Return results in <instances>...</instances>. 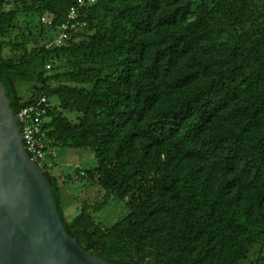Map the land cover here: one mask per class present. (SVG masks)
Instances as JSON below:
<instances>
[{
  "label": "trees",
  "instance_id": "obj_1",
  "mask_svg": "<svg viewBox=\"0 0 264 264\" xmlns=\"http://www.w3.org/2000/svg\"><path fill=\"white\" fill-rule=\"evenodd\" d=\"M64 1L59 24L76 0ZM98 1L80 10L79 19L85 25L74 32L91 29L90 21ZM166 1V4L171 3V0ZM161 5L162 0H141L122 8L123 15L139 30V35L133 32L129 38L118 40L115 36H93L90 44L80 47L123 58V69L116 82L98 95L96 121L82 123L78 130L56 137L48 127H58L62 120L53 118L50 110L44 124L47 137L55 146L57 143L71 147L94 145L99 153L115 151L116 163L101 179L106 193L127 186L139 176L135 206L126 224H116L99 235L88 227L67 222L59 205L58 181L46 171L44 176L66 233L81 248L101 257L97 251L104 243H132L126 259L101 257L109 264H151L139 250L145 236L139 229L144 224L148 227L152 216L163 211L165 206L171 207V213L178 220L165 264H203L215 248V238L223 242L225 257L234 264L246 259L257 239L264 241V221L254 215L251 205L240 206L238 196L232 192L234 185L228 178L237 172L246 186L254 188L257 202L264 201V123L260 119L264 90L245 96L239 88L228 85L230 77L236 76L234 59L209 79L198 80L199 70L194 66L197 61L191 52L208 31L206 0H202L198 18L184 33L169 32L163 26L175 24L186 13L187 5L165 8ZM2 6L3 0H0V20ZM155 26H162L163 30L156 32L154 41L151 30ZM2 46L0 40V81L6 90L9 107L16 114L36 100L39 89L34 87L26 100L18 96L11 72L19 68L3 58ZM249 55L263 60L264 45L251 44ZM183 56L185 58L179 60ZM224 87L226 95L222 93ZM222 115L223 120L218 124L216 119ZM139 138L142 142L136 153ZM158 147H166L168 152L177 149L184 158L194 159L196 163L181 169L169 160V154L158 162L154 156L150 157V152ZM208 161L221 174L212 191H208L207 175L197 166L201 164L204 169ZM157 164L162 166L164 173L151 187L144 185L140 175ZM76 172L79 171L76 169Z\"/></svg>",
  "mask_w": 264,
  "mask_h": 264
},
{
  "label": "rangeland",
  "instance_id": "obj_2",
  "mask_svg": "<svg viewBox=\"0 0 264 264\" xmlns=\"http://www.w3.org/2000/svg\"><path fill=\"white\" fill-rule=\"evenodd\" d=\"M140 1L99 0L89 31L62 35L58 31V20L64 0H3L0 20L2 56L19 68L11 72V78L22 100L30 96L34 87L39 89L36 100L42 96L49 98L53 118L62 120L60 126L48 127L54 137L78 130L82 123L94 122L98 118V95L116 82L123 69V58L104 51L81 50L80 47L90 44L93 36H115L118 40L129 38L133 32L139 35V30L123 15L122 8ZM166 3L162 0L161 8L187 5L186 13L175 24L163 26L169 32L184 33L198 18L202 0ZM206 4L208 31L199 38L191 52L197 61L194 66L199 70L198 80L209 79L234 59L236 76L230 77L228 85L239 88L245 96L264 90V58L249 55L251 44L264 45V0H206ZM163 27H153L151 40L155 41L156 32ZM183 58L185 56L179 60ZM222 93L226 95V87ZM260 119L264 123V105ZM222 120L223 115L216 119L218 124ZM141 142V138L136 142V153ZM168 154L171 155L169 160L181 169L196 163L194 159L184 158L174 148L168 152L166 147H158L150 152V157L154 156L159 162ZM37 163L43 174L46 171L58 181L59 205L67 222L88 227L99 235L116 224H126L135 206L139 176L125 187L105 192L101 179L116 163L114 150L99 153L94 145L71 147L57 143L53 162ZM197 166L207 175L208 191H212L221 178L219 169L210 161L204 169L201 164ZM147 170L148 173L140 175V180L151 187L164 169L157 164ZM228 178L234 185L232 192L238 196L240 206L251 205L254 215L264 221V201L257 202L254 188L246 186L237 172ZM152 217L148 227L144 224L139 229L145 235L139 250L151 264H165L178 220L171 213L170 206H165ZM214 242L215 248L203 264H231L225 257L223 242L218 238ZM131 244L122 241L104 243L97 253L110 259H126L132 250ZM234 264H264V241L257 239L246 259Z\"/></svg>",
  "mask_w": 264,
  "mask_h": 264
},
{
  "label": "water",
  "instance_id": "obj_3",
  "mask_svg": "<svg viewBox=\"0 0 264 264\" xmlns=\"http://www.w3.org/2000/svg\"><path fill=\"white\" fill-rule=\"evenodd\" d=\"M0 264H109L66 233L1 81Z\"/></svg>",
  "mask_w": 264,
  "mask_h": 264
},
{
  "label": "built area",
  "instance_id": "obj_4",
  "mask_svg": "<svg viewBox=\"0 0 264 264\" xmlns=\"http://www.w3.org/2000/svg\"><path fill=\"white\" fill-rule=\"evenodd\" d=\"M92 2L94 0H76L70 5L64 21L58 26V31L65 35L74 32L78 27L84 26L85 22L79 19L80 10ZM62 35H60V39L63 38ZM50 110L49 98L42 96L16 113L22 139L35 160L48 164H51L56 157V146L47 137V132L44 128Z\"/></svg>",
  "mask_w": 264,
  "mask_h": 264
}]
</instances>
